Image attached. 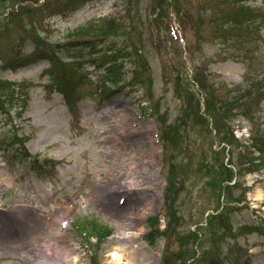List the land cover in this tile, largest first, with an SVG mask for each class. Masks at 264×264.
Returning <instances> with one entry per match:
<instances>
[{"label":"rangeland","instance_id":"rangeland-1","mask_svg":"<svg viewBox=\"0 0 264 264\" xmlns=\"http://www.w3.org/2000/svg\"><path fill=\"white\" fill-rule=\"evenodd\" d=\"M43 1L0 0V82L16 92L0 138L33 135L43 163L13 170L0 151V223L27 225L0 235V264H64L53 253L73 264H264V0H251L259 25L235 41L215 35L219 0H92L53 17ZM103 18L127 27L96 42L98 62L123 54L111 99L98 97V64L85 70L96 97L74 113L48 90L47 62L5 69L24 41L83 39ZM77 48L64 58L90 47Z\"/></svg>","mask_w":264,"mask_h":264},{"label":"trees","instance_id":"trees-1","mask_svg":"<svg viewBox=\"0 0 264 264\" xmlns=\"http://www.w3.org/2000/svg\"><path fill=\"white\" fill-rule=\"evenodd\" d=\"M83 0H78V2H74L71 5L60 4L55 9H52L53 12L62 13V12H69V11H75L78 7H80V3ZM248 0H221L220 2H223L225 5L229 4L230 11H229V17L230 20L228 21L229 25L231 27H228V29L224 28L222 24L217 26V31L221 32H227V31H240L244 30L245 33L250 34L251 33V26H252V17L250 15H253V11L250 7L247 5ZM111 26L117 27L116 24H111ZM232 28V29H229ZM237 28V29H236ZM223 35V34H222ZM230 35L227 34L226 38L230 39ZM234 38V36H232ZM35 50L34 52L29 56L21 55L20 52H16L15 59L13 63L19 62L21 64L29 65L36 61H42L47 60L50 63V71H48L50 78L52 80V85L55 90L60 92L62 95H64L65 99L68 101L70 105H73L74 100H79L81 97L78 94L79 93V85L80 81H82L85 77L84 75L80 74L78 72V68L75 67V64H68L63 61L62 59V52L65 49H68V45H57V46H51L47 45L44 42H41L39 39H36L33 41ZM78 45V44H75ZM113 74H117L115 71H111ZM2 88V85H1ZM5 89V88H2ZM13 100H3L0 101V111L6 112L5 105L6 103H10ZM19 148H23L26 140L19 139ZM18 144V143H17ZM19 152V151H18ZM24 156H27L26 153H23ZM231 171V172H230ZM232 170H228L229 178H232Z\"/></svg>","mask_w":264,"mask_h":264},{"label":"bare ground","instance_id":"bare-ground-1","mask_svg":"<svg viewBox=\"0 0 264 264\" xmlns=\"http://www.w3.org/2000/svg\"><path fill=\"white\" fill-rule=\"evenodd\" d=\"M54 222V219H51ZM2 225V226H1ZM27 230V225L26 223H18V225H3L2 223H0V235L2 237L5 236H18L21 232H24ZM113 259L116 261H121L122 259V255L118 254V253H114L113 255ZM50 258L58 263H64V264H73L75 261L74 259H71V261L67 260L66 257L63 256H59L57 257L54 253L53 255L50 256Z\"/></svg>","mask_w":264,"mask_h":264}]
</instances>
